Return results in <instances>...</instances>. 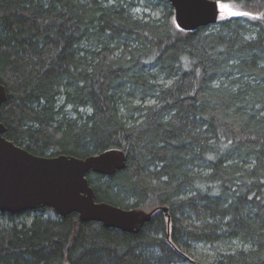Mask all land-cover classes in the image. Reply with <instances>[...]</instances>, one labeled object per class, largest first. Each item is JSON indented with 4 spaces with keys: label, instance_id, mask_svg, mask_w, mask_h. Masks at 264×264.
Listing matches in <instances>:
<instances>
[{
    "label": "trees",
    "instance_id": "trees-1",
    "mask_svg": "<svg viewBox=\"0 0 264 264\" xmlns=\"http://www.w3.org/2000/svg\"><path fill=\"white\" fill-rule=\"evenodd\" d=\"M215 1L245 16L183 31L166 0H0L5 138L121 149L95 200L152 213L128 234L0 212V264H264V0Z\"/></svg>",
    "mask_w": 264,
    "mask_h": 264
},
{
    "label": "water",
    "instance_id": "water-1",
    "mask_svg": "<svg viewBox=\"0 0 264 264\" xmlns=\"http://www.w3.org/2000/svg\"><path fill=\"white\" fill-rule=\"evenodd\" d=\"M176 26L183 31L217 24L215 0H166ZM7 92L0 84V105ZM0 122V212L19 214L49 208L60 217L76 214L81 222L100 223L105 228L137 234L152 213L123 209L97 202L87 175H112L125 166L121 149L111 148L86 158L58 155L35 156L5 138ZM164 212L166 208H162Z\"/></svg>",
    "mask_w": 264,
    "mask_h": 264
},
{
    "label": "rangeland",
    "instance_id": "rangeland-1",
    "mask_svg": "<svg viewBox=\"0 0 264 264\" xmlns=\"http://www.w3.org/2000/svg\"><path fill=\"white\" fill-rule=\"evenodd\" d=\"M218 8H219V16H218L219 21H222L230 17L245 16L244 13L240 12L238 9H236L233 5L229 3H219Z\"/></svg>",
    "mask_w": 264,
    "mask_h": 264
}]
</instances>
